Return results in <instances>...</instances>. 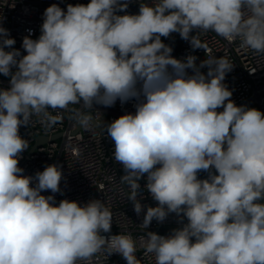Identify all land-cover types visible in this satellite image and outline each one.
<instances>
[{"label":"clouds","instance_id":"obj_1","mask_svg":"<svg viewBox=\"0 0 264 264\" xmlns=\"http://www.w3.org/2000/svg\"><path fill=\"white\" fill-rule=\"evenodd\" d=\"M127 7L126 0H90L65 12L53 4L40 37L23 39L27 54L19 60L18 50H4L15 40L0 26V74L11 84L0 90V264H91L101 249L138 264L130 234H100L112 226L104 203L64 199L57 206L41 194L60 191L58 165L37 172L34 187L18 165L28 149L19 129L32 115L55 123L48 109L81 101L110 107L141 96L135 114L107 125L126 172L121 181L139 215L138 181L147 173L158 206L147 208L141 226L169 213L188 221L169 237L148 232L146 251L156 264H264V113L231 101L222 83L232 69L227 60L181 61L160 38L178 32L202 48L190 33L211 30L264 53V0H156L139 14H116ZM210 167L218 175L197 178Z\"/></svg>","mask_w":264,"mask_h":264},{"label":"built area","instance_id":"obj_2","mask_svg":"<svg viewBox=\"0 0 264 264\" xmlns=\"http://www.w3.org/2000/svg\"><path fill=\"white\" fill-rule=\"evenodd\" d=\"M125 2V0H121ZM128 7L118 11L117 15L139 14L141 4L152 5L156 0H126ZM90 0H0V26L8 30L9 38L15 44L5 51L18 50L19 60L27 54L23 48V39L30 37L37 40L41 35L43 14L49 6L56 4L66 12L69 4L87 5ZM194 36L202 48H193L191 39L181 38L178 32L168 37L161 36L162 42L172 48L171 56L185 61L188 56L196 57L197 66L202 61L211 58H224L232 65L231 71L225 75L223 84L232 92L230 97L236 106L246 108L257 107L264 113V53L244 46L239 38L228 41L214 31L193 30ZM13 72L16 71L14 67ZM171 72V66H169ZM187 75L194 74L192 69L185 70ZM205 75L207 67L200 68ZM11 87L10 76L0 74V90ZM139 88L140 85L137 84ZM131 98L121 102L118 98L110 106L93 102L92 107H86L81 101L69 104L66 109H48V113L56 117L55 123H50L42 114L32 115L28 125H21L20 136L28 141V149L21 154L19 167L24 176L33 177L32 186L36 185L35 174L42 172L49 165H58L62 171L60 191L41 192L44 196H53L54 204L58 206L61 200L77 201L81 206L93 200H99L108 208L112 216V226L109 233L101 232L105 238L112 235H131L135 243L134 255L138 264H156L154 253L146 251L148 232L169 237L174 230L181 229L188 223L181 213H169L163 222L153 219L146 228L141 226L148 207H157L156 201L146 189L147 173L138 181L140 184L137 199L142 205L139 215L134 211V203L128 196L131 189L121 177L126 174L123 165L114 159L115 144L106 131L98 129L93 120L102 128L125 114H135L136 105L143 100ZM227 103V101H226ZM217 111H223L218 108ZM86 123L82 120L87 115ZM39 138L47 140L39 144ZM157 165L156 167H159ZM214 167L208 171H199L197 178L209 179L210 174L216 175ZM195 242V238H191ZM107 249H101L91 260V264H127L119 253L108 254ZM78 264H86L78 261Z\"/></svg>","mask_w":264,"mask_h":264},{"label":"water","instance_id":"obj_3","mask_svg":"<svg viewBox=\"0 0 264 264\" xmlns=\"http://www.w3.org/2000/svg\"><path fill=\"white\" fill-rule=\"evenodd\" d=\"M87 117H90L92 120H93V117L91 115H87ZM95 126L100 129L101 131H106L107 130V127H100L94 120H93ZM47 139L46 138H39L38 141H39V144H42L43 142H45ZM264 202V201H263Z\"/></svg>","mask_w":264,"mask_h":264},{"label":"rangeland","instance_id":"obj_4","mask_svg":"<svg viewBox=\"0 0 264 264\" xmlns=\"http://www.w3.org/2000/svg\"><path fill=\"white\" fill-rule=\"evenodd\" d=\"M250 108H255V109L259 110L257 107H250ZM259 111H260V110H259ZM216 175H218V172L216 173Z\"/></svg>","mask_w":264,"mask_h":264},{"label":"crops","instance_id":"obj_5","mask_svg":"<svg viewBox=\"0 0 264 264\" xmlns=\"http://www.w3.org/2000/svg\"><path fill=\"white\" fill-rule=\"evenodd\" d=\"M261 202H263V201H261Z\"/></svg>","mask_w":264,"mask_h":264}]
</instances>
